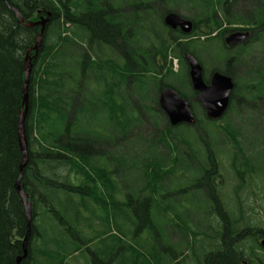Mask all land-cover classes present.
I'll list each match as a JSON object with an SVG mask.
<instances>
[{"label": "trees", "instance_id": "16d2710c", "mask_svg": "<svg viewBox=\"0 0 264 264\" xmlns=\"http://www.w3.org/2000/svg\"><path fill=\"white\" fill-rule=\"evenodd\" d=\"M14 9L26 21L48 18L28 88L29 162L21 182L33 219L21 264H71L85 249L104 264H184L187 251L198 254L203 241L206 259L196 264H264L256 253L236 248L240 235L228 213L225 245L216 253L206 252L202 232L190 225L178 251L165 241L168 224H186L182 212L220 211L208 162L219 164L222 136L233 147L234 167L238 159H251L240 131L253 121L236 127L226 117L237 112L239 119L243 106L257 107L264 98V56L259 63L251 56L254 44L264 42V0H0V264H17L28 231L16 190L18 123L25 60L42 27L22 25ZM170 12L192 20L198 38L188 41L190 36L166 26ZM236 31H249L254 39L206 66L211 52L203 45ZM187 53L206 75L218 70L234 80L231 106L219 120L207 119L193 103ZM175 59L180 72L173 69ZM167 87L191 102L195 125L170 124L159 107ZM148 124L155 128L152 136L144 133ZM188 172L201 177L189 183ZM200 193L215 206L209 212Z\"/></svg>", "mask_w": 264, "mask_h": 264}, {"label": "rangeland", "instance_id": "374dc122", "mask_svg": "<svg viewBox=\"0 0 264 264\" xmlns=\"http://www.w3.org/2000/svg\"><path fill=\"white\" fill-rule=\"evenodd\" d=\"M233 27H242L241 25H233ZM228 28V27H227ZM225 27V29H227ZM172 30V29H171ZM194 33V32H193ZM189 34L187 39L188 41L191 39L198 38L197 36H193L192 34ZM229 33H226L223 36V41L220 39H213L208 41L207 44H204L203 47L206 45V50L208 52H211L210 62L206 61V66L212 65L215 60L221 59L225 60L227 56L233 55L236 53L237 46L231 49H228L224 44V37L227 36ZM192 35V36H191ZM254 39V36L251 38L249 37V43L251 40ZM204 40V38H203ZM247 40V41H248ZM201 43V41H200ZM202 45V44H201ZM208 46V47H207ZM239 46V45H238ZM237 48V49H236ZM254 56L257 63H259L258 59L262 56H264V42H258V44H254L252 48V55ZM248 61V59L246 60ZM249 61H252V57L249 58ZM174 63V71L180 72L181 68L180 62L175 59L173 61ZM188 65V64H187ZM241 68L243 66L238 65ZM205 72V71H204ZM206 73V72H205ZM260 105L258 104L257 107H253L252 104H247L246 106H243V112L242 114H239L240 117L238 119V113L232 112L229 114V116L226 117V119L232 120V124L237 127L239 123H241L244 119L250 118L253 122L251 123L249 128H244L241 126V135H242V149L245 155L250 160H246L244 157L243 160L238 159V167L233 166V154L231 151H233V147H228L227 143L224 139V136L221 137V153H218L219 157V164L217 162H211L209 161V166H213V174L216 175L214 178L216 182V186L214 188V193L216 197L218 198L217 201L220 204V211H213L209 214H206L205 211L197 213L193 211H185L182 212V215L186 218V224H184L183 229H180L178 227L166 226V232L169 234V236H165V241L168 242V246L175 247V249L178 251L181 248L180 244L184 243V234H185V228L186 226L190 225L195 229L196 231H201L202 233H206L207 235H203L202 233L199 234L201 238H203L206 241V252L209 253H216L217 251L224 248V241H223V235L225 233V222H227L226 215L228 213L229 219L232 222L233 220L237 223L235 224L237 226L238 234L240 235L238 238L234 239L235 246L238 250H244L246 252V255H253L255 256V253L257 254L255 257L257 259L258 257L264 258V246H260L257 242V237L259 236L260 232L259 230L264 229V101H260ZM196 103V102H193ZM252 103V102H251ZM254 103V102H253ZM262 105V106H261ZM160 107V104H159ZM199 109L202 111V108L198 105ZM263 108V109H261ZM161 111L165 114V112L160 107ZM166 115V114H165ZM253 116H258L257 118H252ZM167 117V116H166ZM168 119V118H167ZM171 124V123H170ZM244 126V125H243ZM149 130L144 132L146 134L151 135L154 133L155 128L152 124H148L147 127ZM262 133V134H261ZM157 134V133H156ZM152 136V135H151ZM155 136V135H154ZM251 140L254 141V144L249 145L248 142ZM250 142V143H251ZM251 147V151L249 150ZM139 148H141L139 146ZM261 151V152H260ZM252 155V156H251ZM254 157V158H253ZM249 163L251 162V167L253 169H247L246 167L241 166L242 163ZM215 164V166H214ZM185 166H191L188 163H185ZM185 168V167H183ZM188 181L189 183H192L193 181H197L200 177L199 175H192V173L188 172ZM181 176L177 177L175 181H179ZM179 183V182H178ZM205 185V184H202ZM204 191L206 190V187L202 188ZM190 192L193 190L190 189ZM189 191L187 192V198L189 199ZM193 191L191 195L194 193ZM213 193V194H214ZM202 197L201 205H207L206 206V212H209L212 208L215 206L211 204L210 201H205L206 196L203 195V193H200ZM175 199V197H173ZM101 213V212H100ZM207 221V223H206ZM209 225H211L213 228H215L219 233L215 234L217 231H212L210 229ZM96 227L99 228V223L97 221ZM102 228V227H101ZM182 228V227H181ZM210 229V230H209ZM242 232H245V234H242ZM192 236V235H190ZM106 237V235L104 236ZM228 243L231 244L232 240H230V235ZM263 240V239H262ZM197 241H200L199 239ZM212 243V248H210V244ZM237 242V243H236ZM204 244L205 242H201V244L198 246V254L189 253L187 249V257L189 258L185 260L184 264H196V259L200 258V263H203V261L206 259V255H204ZM110 245V243H109ZM96 244L93 246L95 247ZM185 247V246H184ZM182 247V248H184ZM96 248V247H95ZM84 250V252L80 253L79 255H76L75 258L70 259L71 264H91L93 256ZM206 253V254H208ZM210 253V254H211ZM254 259V257H253ZM203 260V261H202ZM177 260H175L172 264H177Z\"/></svg>", "mask_w": 264, "mask_h": 264}, {"label": "water", "instance_id": "95a60500", "mask_svg": "<svg viewBox=\"0 0 264 264\" xmlns=\"http://www.w3.org/2000/svg\"><path fill=\"white\" fill-rule=\"evenodd\" d=\"M17 16L26 27H33L41 25V30L36 45L30 49L25 60V79L23 87V101L20 108L19 123H18V138L19 145L22 152V163L20 165V177L16 182V190L20 195L27 217L28 231L23 240V255L17 259V264H21L23 259L28 255V241L31 236V224H32V203L28 199V195L25 192L22 185V175L24 168L29 162L28 140L26 135L25 123L28 113L29 103V82L32 72V60L38 54L39 47L42 43V36L45 29L48 18H41L39 21H26L23 16L14 9ZM165 25L172 30H180L183 34L189 35L194 30V24L192 20L182 16L177 12H170L164 18ZM249 31H236L228 34L224 41L227 47L234 48L244 43L250 37ZM35 51L33 57L30 56L31 51ZM189 67V77L191 80L194 91L198 93L196 100L202 105L206 117L209 120H219L229 110L231 104V93L235 87L234 80L231 76L220 71H215L209 79V83L204 78V67L200 61L191 53L185 57ZM159 104L162 110L165 112L169 122L172 126H178L182 124L195 125L196 118L192 110V105L189 100L181 96L178 91L171 87L165 88L159 97ZM264 246V239L262 241Z\"/></svg>", "mask_w": 264, "mask_h": 264}, {"label": "flooded vegetation", "instance_id": "af4514ba", "mask_svg": "<svg viewBox=\"0 0 264 264\" xmlns=\"http://www.w3.org/2000/svg\"><path fill=\"white\" fill-rule=\"evenodd\" d=\"M252 35V34H251ZM251 35H250V37H251ZM224 39H225V37H224ZM245 42H247V40L245 41ZM244 42V43H245ZM224 43H225V41H224ZM244 43H242V44H244ZM242 44H240V45H242ZM239 45V46H240ZM225 46H226V44H225ZM227 47V46H226ZM228 49H231V48H229V47H227ZM214 73V72H213ZM212 73V74H213ZM212 74L211 75H206L205 74V72H204V77L205 78H208L207 79V81L206 82H208L209 83V79H210V77L212 76ZM193 88V87H192ZM234 89H235V87H234ZM234 89H233V91H232V93H231V98H230V100H231V103H232V99H233V92H234ZM194 90V89H193ZM195 93H197L196 91H195ZM197 95H198V93H197ZM197 95H196V97H197ZM196 97H195V100H194V102H196V103H198L199 104V106L202 108V111H203V113L205 114V116H206V113H205V111H204V109H203V107H202V105L196 100ZM263 99L264 98H259L254 104H256L257 106H258V104L260 105L261 103L259 102V100L260 101H263ZM240 100V99H239ZM253 104V105H254ZM192 105V104H191ZM230 106H231V104H230ZM262 106V105H261ZM264 108V107H263ZM263 108H261V109H263ZM193 110V109H192ZM194 112V111H193ZM227 113V112H226ZM225 113V114H226ZM195 115V114H194ZM225 116V115H224ZM223 116V117H224ZM209 165V164H208ZM259 232H260V234H259V236L257 237V242H258V244H260V246H262V239H264V229L263 230H259ZM91 254V256H93V254L92 253H90ZM100 259V260H99ZM91 264H104V262L102 261V259L101 258H98V257H95V256H93V258H92V261H91Z\"/></svg>", "mask_w": 264, "mask_h": 264}]
</instances>
